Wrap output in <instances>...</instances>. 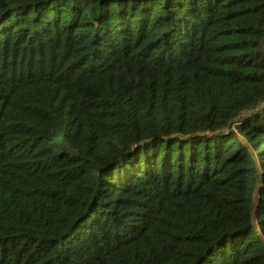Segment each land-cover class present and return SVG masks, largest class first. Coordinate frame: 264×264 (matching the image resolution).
<instances>
[{
  "label": "trees",
  "instance_id": "trees-1",
  "mask_svg": "<svg viewBox=\"0 0 264 264\" xmlns=\"http://www.w3.org/2000/svg\"><path fill=\"white\" fill-rule=\"evenodd\" d=\"M0 264H264V0H0Z\"/></svg>",
  "mask_w": 264,
  "mask_h": 264
}]
</instances>
